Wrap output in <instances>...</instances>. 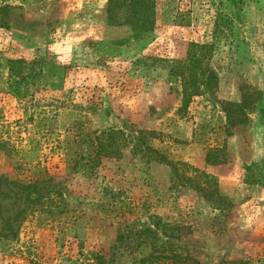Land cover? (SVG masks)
Returning a JSON list of instances; mask_svg holds the SVG:
<instances>
[{
    "label": "rangeland",
    "instance_id": "rangeland-1",
    "mask_svg": "<svg viewBox=\"0 0 264 264\" xmlns=\"http://www.w3.org/2000/svg\"><path fill=\"white\" fill-rule=\"evenodd\" d=\"M128 1L0 0V264H264V0Z\"/></svg>",
    "mask_w": 264,
    "mask_h": 264
},
{
    "label": "trees",
    "instance_id": "trees-1",
    "mask_svg": "<svg viewBox=\"0 0 264 264\" xmlns=\"http://www.w3.org/2000/svg\"><path fill=\"white\" fill-rule=\"evenodd\" d=\"M120 1V2H119ZM123 2V0H107V13L112 12L114 9H120V5ZM124 4V3H122ZM126 7H130L131 11H134V14L137 13L139 15V19L142 21V28L144 32L148 33L152 31L153 27V18H154V2L153 0H130L125 5ZM132 11V12H133ZM191 50L198 48L197 45H190ZM201 49L203 47H200ZM189 56V55H188ZM29 64L26 63L22 59H16V60H9L8 61V78L9 80L6 82L7 89L6 93L13 95V96H21V90L22 88L20 85L23 82H26L28 79V76L30 74L29 72ZM170 77L179 78L183 85L185 86L187 81L189 80V77L192 72V68L188 63H176L174 67H170L169 69ZM33 79V77L31 78ZM229 107H235L236 109H243L245 106L244 103L242 105H236L233 106V104L228 105ZM238 113V112H237ZM239 117H235L238 121H235L237 123L244 122L246 119V114L241 113V115L238 113ZM88 139L87 145L85 146V153L89 157L88 160H91V165L98 164L99 160L102 158H113L117 151L112 148V144H106L105 142L107 140L113 139L111 133H102L99 136H94L93 138H90V136L85 135ZM82 138V137H81ZM7 147H10L5 142L0 143V149L5 150ZM157 159L159 162H163L170 166L173 175L175 177H178L177 175V169L176 166L173 165L171 162L167 161L166 157L162 153H157ZM92 156V157H90ZM18 168V166H16ZM182 181L187 184L190 188L194 189L195 191L199 192L202 197L209 199L216 197V191L213 190L212 192H207L202 186L194 185L192 184V180L182 177ZM39 181H34L33 183L29 184H23L19 182H14V184L18 187V189L21 192L28 191L27 195H31V192H36L38 187ZM192 264H200L194 260H190Z\"/></svg>",
    "mask_w": 264,
    "mask_h": 264
}]
</instances>
